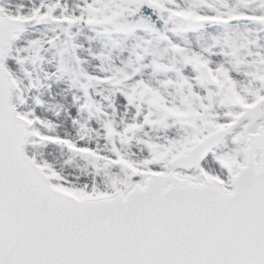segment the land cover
<instances>
[{
	"label": "snow or ice",
	"instance_id": "snow-or-ice-1",
	"mask_svg": "<svg viewBox=\"0 0 264 264\" xmlns=\"http://www.w3.org/2000/svg\"><path fill=\"white\" fill-rule=\"evenodd\" d=\"M0 264H264V0H0Z\"/></svg>",
	"mask_w": 264,
	"mask_h": 264
}]
</instances>
